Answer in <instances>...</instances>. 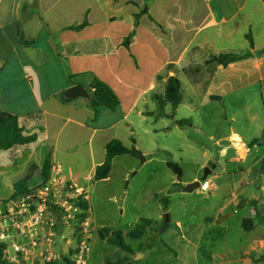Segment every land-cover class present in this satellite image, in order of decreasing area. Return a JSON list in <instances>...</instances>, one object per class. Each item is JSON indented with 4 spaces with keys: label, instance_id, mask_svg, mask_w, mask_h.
<instances>
[{
    "label": "crops",
    "instance_id": "crops-1",
    "mask_svg": "<svg viewBox=\"0 0 264 264\" xmlns=\"http://www.w3.org/2000/svg\"><path fill=\"white\" fill-rule=\"evenodd\" d=\"M144 8L127 50L124 38ZM85 20L83 29H71ZM248 51L251 58L226 67L207 63L214 55ZM66 71L84 88L98 77L116 93L120 107L100 109L96 116L86 98L65 101ZM171 76L181 82L182 102L187 98L197 112L228 98L264 102V0H0V112L17 116L24 135L37 136L31 144L0 151V174L6 173L13 186L26 180L31 188L44 181L41 171L49 159L51 169L60 166L69 181L89 186L108 142L126 135L134 143L132 116L152 115L154 123L175 116L182 102L176 109L161 104ZM155 100L157 112L149 108ZM167 105L171 114L164 111ZM168 128L154 126L153 132ZM251 143L238 132L217 138L219 158L254 177L244 185L224 167L214 172L217 164L202 181L208 189L192 192L202 196V219L177 221L178 234L169 242L160 239L170 249L161 241L163 251H156V244L147 249L159 257L157 264H167L165 252L173 253L176 264H264V196L251 187L255 182L264 187V153L258 148L262 141ZM201 179L195 175L183 185ZM169 206L170 201L166 211ZM245 219L256 223L249 232L243 229ZM204 236L212 243L206 249L209 262L200 260Z\"/></svg>",
    "mask_w": 264,
    "mask_h": 264
},
{
    "label": "rangeland",
    "instance_id": "rangeland-1",
    "mask_svg": "<svg viewBox=\"0 0 264 264\" xmlns=\"http://www.w3.org/2000/svg\"><path fill=\"white\" fill-rule=\"evenodd\" d=\"M242 102L233 103L228 98L225 103L205 104L199 112L191 110L187 98L178 107L174 117H162L158 122H153L152 115L144 119L132 116L134 139L122 136V141L128 147L134 146L140 151V156L122 155L113 160L112 170L107 179L91 182L85 187L89 203L93 232L90 241V252L87 264H105L106 261H117L127 254L118 247L108 244L99 237L102 228L120 230L125 240L131 243L136 255L131 256L133 264L158 263L159 257L139 250V244H147L156 237L155 250L163 251L160 239L166 242L178 234L177 221H199L204 216L201 198L195 193H184L183 182L198 175L202 177L205 168L215 165L214 172L221 173L224 167L228 173L237 175V178L247 185L254 177L253 173L239 172V164L228 163V158H219L216 140L219 136L230 135L238 132L245 142L251 143L254 138L262 143L258 146L260 154L264 153V102L260 97H246ZM154 112L160 109L155 100ZM167 114L172 113V108L164 106ZM255 116L256 120L252 117ZM188 120L191 125L183 127L175 124L176 121ZM168 125L165 131L153 132V128ZM120 130L129 133V130L120 127ZM206 136H212L209 140ZM240 151H243L241 149ZM259 154V155H260ZM143 158L145 159L143 161ZM168 160L179 164L183 169L182 181L168 167ZM218 162V163H217ZM19 162L11 166L17 168ZM246 169L250 161L243 165ZM254 168L253 171H256ZM213 171V169H212ZM226 174V172H225ZM35 180L39 179L37 172ZM212 175H209V178ZM252 189L259 187L264 196V187L255 182ZM14 191V186L9 182V176L0 174V199H9ZM200 191V190H199ZM170 201L169 210H164L165 199ZM168 213L172 224L170 228L161 233L163 214ZM141 218L153 220L152 228L142 241H132L127 235L135 229ZM162 242V241H161ZM70 250H72L70 248ZM167 264H176L173 253L165 252Z\"/></svg>",
    "mask_w": 264,
    "mask_h": 264
},
{
    "label": "built area",
    "instance_id": "built-area-1",
    "mask_svg": "<svg viewBox=\"0 0 264 264\" xmlns=\"http://www.w3.org/2000/svg\"><path fill=\"white\" fill-rule=\"evenodd\" d=\"M87 198L86 189L58 166L43 182L1 201L4 264H70V248L73 264H87L93 232L90 210L81 206Z\"/></svg>",
    "mask_w": 264,
    "mask_h": 264
},
{
    "label": "trees",
    "instance_id": "trees-1",
    "mask_svg": "<svg viewBox=\"0 0 264 264\" xmlns=\"http://www.w3.org/2000/svg\"><path fill=\"white\" fill-rule=\"evenodd\" d=\"M143 14H146L145 8L142 9L139 13H136L134 15L135 21H134L133 31L130 33V35L124 38V41L122 43V45L127 50H130V45L133 42L134 37L137 33L140 17ZM87 24L88 22L85 20L80 25L71 27V29L81 30ZM158 25L162 28L160 24ZM247 39L249 40L250 48L253 49L254 41L251 34L247 35ZM20 41L23 44H27V45L30 44L29 42L24 41L21 35H20ZM251 57H252L251 51H248L246 53H222V54L214 55L207 61V63L217 64L226 67L231 63L238 62L244 59H249ZM171 67L172 65H169L167 66V69H171ZM66 78L68 85L71 86L75 84L73 79L76 78V76H72L66 71ZM85 89L89 94V98H87L88 108L94 111L96 116L98 115L100 109H108L111 111H115L120 107V100L116 95V93L109 85H107L104 81H102L98 77L94 76L92 78L90 86L85 87ZM62 97L64 98L65 101L70 100L64 97V93H62ZM212 98H220V97H212ZM182 100H183V96L181 91L180 80L175 76L169 77L166 80L164 101H161V104L163 103L170 104L173 109H176L181 104ZM177 125L183 127L191 124L188 120H180L177 121ZM36 140H37L36 135L26 136L23 134V129L19 124V120L17 116L7 112H0V151L9 150L16 146L28 145L35 142ZM258 142H259L258 140H254L250 146H253ZM105 150H106L105 160L102 164L98 165L95 170V174H94L95 181L105 180L109 177L110 172L112 170V164L114 158L122 155H131L135 157L141 155L140 151L137 150L134 146L128 147L121 140L116 138L107 143ZM167 165L178 178L183 177V169L179 164L175 163L172 160H168ZM50 172H51V164L49 159H47L41 171L44 180H46L49 177ZM27 190H28L27 181L26 180L19 181L14 185V193L11 197L12 198L16 197L18 194L26 192ZM168 204H169V200L168 198H166L164 203L165 211L168 207ZM81 206L83 209H88L89 203L87 201L83 202ZM152 224H153L152 219L141 218L137 223L135 229L132 230L127 235V237L132 241H142L145 238L147 232L151 230ZM162 225L163 222L161 223L160 228L162 227ZM255 225L256 223L253 219H245L243 221V229L245 232H249L252 229H254ZM99 237L102 240H105L108 244L118 247L120 250H122L127 254V256L117 261L108 260L106 261L105 264H133L132 262L133 257L131 256H134L137 253L134 246L125 240L122 231L102 228L99 231ZM206 237L204 236L200 246V260L204 262H209L210 259L209 257L206 256V249H209L212 246V243ZM156 239L157 238L154 237L151 240V242L147 244H143V243L139 244V250L142 252L148 248H151L154 245ZM162 243L165 247L170 249L168 245H166L164 242ZM3 248L4 246L0 244V264H4L2 258ZM72 253L73 250H70V264H73V262L71 261ZM64 260L67 263H69V260L67 258H64Z\"/></svg>",
    "mask_w": 264,
    "mask_h": 264
},
{
    "label": "water",
    "instance_id": "water-1",
    "mask_svg": "<svg viewBox=\"0 0 264 264\" xmlns=\"http://www.w3.org/2000/svg\"><path fill=\"white\" fill-rule=\"evenodd\" d=\"M64 97L70 100H74V99H78V98H89V94L86 91V89L80 85V84H75L73 86H70L69 88H67L64 92ZM145 159L143 158V161ZM215 165L209 164L205 170L204 173L202 175V179L201 180H196L194 182L191 183H186L182 186V191L184 193H192L193 191L200 189L202 186V181H205L208 176L211 174L212 169L215 168ZM182 180V178H180V181ZM170 225V217L168 213L163 214V228L161 230V232L166 231V229L169 227Z\"/></svg>",
    "mask_w": 264,
    "mask_h": 264
}]
</instances>
